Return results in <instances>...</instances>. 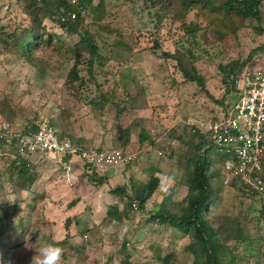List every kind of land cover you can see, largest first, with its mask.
Segmentation results:
<instances>
[{
    "label": "rangeland",
    "instance_id": "rangeland-1",
    "mask_svg": "<svg viewBox=\"0 0 264 264\" xmlns=\"http://www.w3.org/2000/svg\"><path fill=\"white\" fill-rule=\"evenodd\" d=\"M173 2L92 0L80 31L94 36L98 55L106 61L94 60L90 76L83 57L75 80L70 72L78 35L62 32L31 0H0V124L23 132L41 119L56 128L64 119L73 128L79 126V140L93 137L96 149L122 148L138 155L120 170L119 180L109 179L107 194L100 189L83 193L72 205L73 197L61 192L63 177L54 178L49 171L44 183L30 192L25 179L8 171L11 159L1 155L8 150L0 149V216L7 213L1 221L0 264H31L35 249L47 244L63 249V264L192 263L189 235L153 217L165 200L175 210L186 195L184 175L198 142L194 125L222 110L217 105L224 92L222 68L245 62L264 44V0L260 23L235 19L226 21L227 28L210 23L199 10L202 5L180 18ZM192 25L198 28L193 37L186 32ZM29 31L37 40H30L27 58L19 40ZM165 52L204 77L205 91L184 79L175 60L163 59ZM141 128L154 146L141 143ZM210 157L218 165L222 154L211 149ZM73 159L71 165L80 161ZM154 177L159 185L140 208L136 195ZM237 183L227 184L222 175L209 216L224 229L241 224L247 241L231 247L234 264H264L260 194L242 192ZM118 187L127 198L110 193ZM114 207L116 218L108 216Z\"/></svg>",
    "mask_w": 264,
    "mask_h": 264
},
{
    "label": "trees",
    "instance_id": "trees-1",
    "mask_svg": "<svg viewBox=\"0 0 264 264\" xmlns=\"http://www.w3.org/2000/svg\"><path fill=\"white\" fill-rule=\"evenodd\" d=\"M92 0H79V6L90 11ZM140 1V0H136ZM163 0H157V2ZM34 5L40 6L46 13L49 19L56 21L59 29L68 35H78L79 40L73 47V54L75 57L74 65L71 69L70 75L76 80L77 65H80L82 58L87 61L88 74L93 75V61L97 60L102 64L106 59L98 55L97 47L94 43V36L87 31H80L85 18L77 15L75 20H71L67 15L68 12L77 11V7L72 6L68 0H31ZM155 5V2H151ZM199 9L204 17L210 18V23H216L221 28H227V22L238 20H253L257 23L262 21V5L263 0H223L221 4L216 5L211 0H174L173 6L179 9L180 18L191 10ZM61 10L64 12L62 13ZM222 11L224 15L222 14ZM208 13V15H206ZM88 14V13H87ZM221 19V20H220ZM215 21V22H213ZM227 21V22H226ZM198 31L197 26H190L187 28L191 37ZM216 31V30H215ZM261 31V30H260ZM35 32L29 31L26 36L19 40V47L25 57L30 55V40H37ZM156 41V40H155ZM156 46H159L158 43ZM163 59H173L176 61L184 79L187 82H196L199 87L205 91V79L199 76L193 67L186 69L183 62L169 53H162ZM264 59V44L256 49L249 55V58L242 63L235 62L222 68V85L224 92L222 97L217 101V105L222 109L219 113L226 111L230 108L231 104L235 101L233 91V79L244 68L256 66ZM99 98H104L101 94L97 93ZM232 98L231 103H226L227 99ZM94 101V100H93ZM218 113V114H219ZM34 130V127H28L27 130ZM194 137L198 138V142L193 146L195 155L188 159L184 181L186 186V195L181 204L175 210L167 208L168 203L165 200L162 203L160 210H158L153 219H157L160 223L168 224L179 231H182L191 238V243L188 246L193 260L191 264H234L235 257L230 251L231 247L236 244H243L247 238L243 236V229L240 223H236L233 229H224L222 225L215 222L209 216V209L217 200L218 185L221 184V162L218 160V165L210 157L209 142L205 136L198 132L193 133ZM140 141L147 142L151 146L155 145L153 139L145 128H141L139 132ZM73 142V141H72ZM0 149H5V145L0 141ZM106 150L107 148H100ZM8 171L16 172L20 180L27 181V188L29 189L35 181V175L32 168H19L14 161H10L7 166ZM87 180L95 187H101L106 184L108 180L105 177L97 175H89L86 171L83 174ZM262 178L264 182V163L262 166ZM242 192H249L250 194L259 195L256 191L250 189L246 185L237 183ZM159 185V179L154 177L145 184V187L138 192L136 199L139 201V207L143 208L145 203L153 196ZM233 185V184H232ZM234 187V186H233ZM110 193L115 195H122L127 198L125 191L122 188L111 190ZM261 199V206L258 210L259 219L264 221V193L259 196ZM129 200V198H128ZM131 202V199L130 201ZM76 201L72 202L75 205ZM118 209L114 207L109 210L108 216L116 218ZM2 217H6L7 213L3 212ZM2 217L0 216V237L4 234L2 229ZM125 264H129L125 262Z\"/></svg>",
    "mask_w": 264,
    "mask_h": 264
},
{
    "label": "built area",
    "instance_id": "built-area-1",
    "mask_svg": "<svg viewBox=\"0 0 264 264\" xmlns=\"http://www.w3.org/2000/svg\"><path fill=\"white\" fill-rule=\"evenodd\" d=\"M77 11L68 12L71 20L87 10L79 0H68ZM63 13L64 11L61 10ZM235 101L224 112L194 125V132L206 137L211 149L222 154L221 173L228 184L236 180L258 194L264 193L262 166L264 163V59L256 66L244 68L233 79ZM0 141L8 150L6 155L22 168L31 167L36 155L69 170V159L77 157L89 175L117 177L120 170L135 163L136 152L128 149H88L71 142L54 129L50 121L41 119L34 130L19 132L7 123L0 124Z\"/></svg>",
    "mask_w": 264,
    "mask_h": 264
},
{
    "label": "crops",
    "instance_id": "crops-1",
    "mask_svg": "<svg viewBox=\"0 0 264 264\" xmlns=\"http://www.w3.org/2000/svg\"><path fill=\"white\" fill-rule=\"evenodd\" d=\"M65 121H66V123H65ZM57 127L58 128L54 127V129L57 130L61 134L62 137L66 138V139L69 138L70 140H72L73 138L78 139L77 141L79 143H84L85 145H90L89 147H87L88 149L95 148L92 146V145H94L92 142L93 140L91 141V139L93 137L91 139L85 137L88 142H84L82 140H79V137H81L80 136L81 134H79L80 133L79 126H78V128H73L74 125L72 123H68L67 120L63 119V120H61V123H59ZM59 128L61 131H59ZM102 139H103V137L101 136V143H102ZM95 141H96V139H95ZM73 158L69 159V170L66 171L63 168H61L56 163L55 160L46 159L39 154L34 156L32 158L31 168H32V171L35 175V181L32 184V186L29 188V191L34 192L36 190V188L39 186V184L43 181L42 179H45V177L48 175L49 171H53V173L51 175H54V178L55 177H63L64 178L63 181L61 180L63 183L62 186H64V188H61V192L65 191L64 195L66 194L69 197L72 196L73 199L76 201V204H78V202H80V200H82L84 198V196L82 195L83 193L95 191L96 189L97 190L100 189L102 191V193H105V194H107L110 191L109 190L110 186L108 185L110 180H108V182L106 184L102 185L101 187L93 186L87 180V178L83 175L85 172V169H84V167L80 161H76L77 163H74L73 165H71L72 161L74 160ZM53 163L55 165L59 166L62 170L61 169L57 170L56 168H54ZM79 163H81V164H79ZM131 173L133 174L132 171L129 172V174H131ZM120 176L121 175L119 174L117 177H114L113 180H115V181L119 180ZM52 182H53V178L49 179V181L46 183L47 184L46 186L47 187H49L50 185L52 186ZM43 183H44V181H43ZM55 183H57V182H55ZM29 191H27V193H29ZM61 195L62 194L59 193L58 197H60ZM35 196L39 197L38 195H35ZM58 197H56V198H58ZM58 199H60V198H58Z\"/></svg>",
    "mask_w": 264,
    "mask_h": 264
},
{
    "label": "clouds",
    "instance_id": "clouds-1",
    "mask_svg": "<svg viewBox=\"0 0 264 264\" xmlns=\"http://www.w3.org/2000/svg\"><path fill=\"white\" fill-rule=\"evenodd\" d=\"M127 231V228L124 229ZM63 249L54 244H47L35 249L31 264H63Z\"/></svg>",
    "mask_w": 264,
    "mask_h": 264
}]
</instances>
